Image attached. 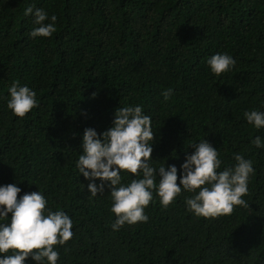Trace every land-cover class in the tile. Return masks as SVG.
Listing matches in <instances>:
<instances>
[{
  "label": "trees",
  "instance_id": "trees-1",
  "mask_svg": "<svg viewBox=\"0 0 264 264\" xmlns=\"http://www.w3.org/2000/svg\"><path fill=\"white\" fill-rule=\"evenodd\" d=\"M29 4L55 14L50 37L28 35ZM216 52L236 61L219 75L206 64ZM13 81L36 93L24 117L6 107ZM262 101L264 0H0V184L17 180L18 197L43 191L70 215L73 236L56 246L57 264H264V147L251 143L264 141V127L243 118ZM125 104L152 117L150 155L178 177L187 144L200 138L221 167L235 152L250 158L248 208L205 218L186 209L188 193L167 207L154 196L147 222L112 230L109 190L90 197L74 162L83 129L99 134Z\"/></svg>",
  "mask_w": 264,
  "mask_h": 264
},
{
  "label": "clouds",
  "instance_id": "clouds-1",
  "mask_svg": "<svg viewBox=\"0 0 264 264\" xmlns=\"http://www.w3.org/2000/svg\"><path fill=\"white\" fill-rule=\"evenodd\" d=\"M23 11L32 17L30 37H50L55 32V14L32 4ZM235 63L226 52L206 59L210 72L216 75L229 71ZM7 92L6 107L13 115L24 117L37 107L35 90L27 84L13 81ZM171 94V88L161 91L165 101ZM243 118L256 129L264 127V101L261 109L245 110ZM155 131L152 117L141 104L115 107L110 126L99 134L91 127L82 131L75 169L87 181L90 197L109 190L112 230L147 222L145 208L154 196L167 207L181 192L188 193L186 209L205 218L230 215L235 206L248 208L244 197L255 171L250 158L235 152L234 163L221 167L217 148L200 138L187 144L192 151L185 152L178 177L176 165L165 167L164 158L151 157ZM251 143L264 147L260 136H254ZM128 174L130 178L123 180L122 175ZM17 182L0 184V264H26L28 257L34 264H57L60 254L56 246L73 236V220L62 208L54 210L43 191L23 192L18 197L21 189Z\"/></svg>",
  "mask_w": 264,
  "mask_h": 264
}]
</instances>
